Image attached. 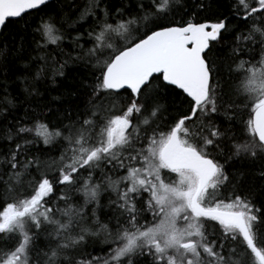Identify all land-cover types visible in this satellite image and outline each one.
<instances>
[{
  "label": "snow or ice",
  "instance_id": "6c2138e0",
  "mask_svg": "<svg viewBox=\"0 0 264 264\" xmlns=\"http://www.w3.org/2000/svg\"><path fill=\"white\" fill-rule=\"evenodd\" d=\"M0 264H264V0H0Z\"/></svg>",
  "mask_w": 264,
  "mask_h": 264
},
{
  "label": "trees",
  "instance_id": "16d2710c",
  "mask_svg": "<svg viewBox=\"0 0 264 264\" xmlns=\"http://www.w3.org/2000/svg\"><path fill=\"white\" fill-rule=\"evenodd\" d=\"M87 26H88L87 24L84 25L85 28H87ZM10 90L15 92V89H10ZM122 95H124V93H122ZM56 155H59V153H57ZM107 251H108V249L105 247L103 249V252H107ZM93 254L96 255V254H103V253L100 252L99 246H97V252H95Z\"/></svg>",
  "mask_w": 264,
  "mask_h": 264
}]
</instances>
